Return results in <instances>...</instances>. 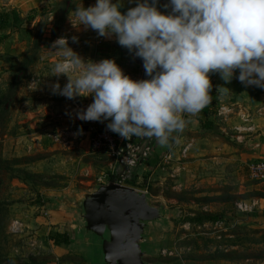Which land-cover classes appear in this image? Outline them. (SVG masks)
<instances>
[{
	"label": "rangeland",
	"instance_id": "obj_1",
	"mask_svg": "<svg viewBox=\"0 0 264 264\" xmlns=\"http://www.w3.org/2000/svg\"><path fill=\"white\" fill-rule=\"evenodd\" d=\"M54 1L55 6L35 8L0 28V264H94L92 241L81 234V217L65 199L75 202L115 180L114 160L92 152L79 131L91 121L78 119L77 112L92 97L51 92L50 85L68 82L67 76H52L60 59L49 50L52 43L67 37L83 58L87 39L69 20L70 11L82 5L79 0ZM225 152L173 173L161 165L139 181L137 174L132 180L138 168L132 171L125 185L146 192L163 214L147 231L146 262L264 264L263 211L256 212L264 202L253 212L238 208L264 198V182L250 179L253 160L227 162ZM72 228L73 242L56 245L54 237Z\"/></svg>",
	"mask_w": 264,
	"mask_h": 264
},
{
	"label": "clouds",
	"instance_id": "obj_2",
	"mask_svg": "<svg viewBox=\"0 0 264 264\" xmlns=\"http://www.w3.org/2000/svg\"><path fill=\"white\" fill-rule=\"evenodd\" d=\"M130 2L137 6L126 13L120 10L122 0L78 4L69 20L100 37L115 36L143 61L150 79H132L115 59L85 61L67 37L52 43L55 51L49 49L60 57L52 76L68 78L63 87L59 82L50 85L52 94L93 97L77 112L78 119L110 121L107 129L123 139L155 138L169 146L178 141L173 134L184 131L185 115L195 116L211 102L210 73L226 83L235 77L246 87L264 89V0H167V13L160 10V0ZM71 40L78 43L79 37Z\"/></svg>",
	"mask_w": 264,
	"mask_h": 264
},
{
	"label": "crops",
	"instance_id": "obj_3",
	"mask_svg": "<svg viewBox=\"0 0 264 264\" xmlns=\"http://www.w3.org/2000/svg\"><path fill=\"white\" fill-rule=\"evenodd\" d=\"M55 2L57 1L0 0V25H2L0 28L6 24L5 22L11 23V21L18 20V15L25 17L35 8L48 7L49 3L55 6ZM79 2L80 4L84 3L85 7H90L96 3V0H79ZM113 2H117V0H113ZM166 3L167 0H160L159 4L160 10L165 13L170 11L163 7ZM135 6L137 5L131 3L130 0H122L120 10L122 13H126L129 8ZM78 29L85 35L87 34V39L81 49L85 60L90 59L98 62L102 59H115L125 74L132 79H150L145 74L143 61L140 58H134L126 48L120 46L115 36L100 37L96 31L85 29L83 25ZM238 74L239 70H236V75ZM209 75L213 84L210 92L211 102L199 114L185 115L187 123L184 131L173 134L178 137V141L173 140L169 146H161L155 138H152V155L145 164L138 168L137 173H134L133 181H137L136 174L139 176V181L143 176L153 171L154 173L158 172L161 165H164V172L173 173L177 169L187 170L188 167H193L195 164L196 166L201 165L210 157L212 160H218L222 158L221 152H225V150H227L225 154H228L227 162L236 161L238 157L245 159V156V162L246 160L254 162V160L264 157V92L246 87L235 77L231 83H226L218 73ZM220 87H225L221 93L219 92ZM222 107L227 109V114L220 115L219 111ZM109 122L91 121L89 126L101 129ZM84 138L86 139V137ZM118 138L121 137L118 135ZM136 139L138 140V138ZM234 140H237L241 145L236 148L232 144ZM86 143L90 147L89 139H86ZM235 149L242 151V155H236ZM186 159L187 161H184ZM121 171L122 169H119V172ZM258 186L261 188L263 185ZM260 200L264 202V198L259 195L254 201L260 203ZM261 204L262 206L259 208L257 206L258 210H255H257L256 212L263 211L262 222L264 223V203Z\"/></svg>",
	"mask_w": 264,
	"mask_h": 264
},
{
	"label": "water",
	"instance_id": "obj_4",
	"mask_svg": "<svg viewBox=\"0 0 264 264\" xmlns=\"http://www.w3.org/2000/svg\"><path fill=\"white\" fill-rule=\"evenodd\" d=\"M65 204L81 217L80 232L92 241L94 264H149L147 231L163 214L150 204L146 192L123 185L119 175L114 182L79 195L75 202L66 198Z\"/></svg>",
	"mask_w": 264,
	"mask_h": 264
},
{
	"label": "built area",
	"instance_id": "obj_5",
	"mask_svg": "<svg viewBox=\"0 0 264 264\" xmlns=\"http://www.w3.org/2000/svg\"><path fill=\"white\" fill-rule=\"evenodd\" d=\"M248 88L264 92V89L255 86H248ZM219 112L220 115L228 113L225 107L220 108ZM107 124L101 129L88 126L82 131L81 135L89 139L92 152L106 154L114 160V168L111 170L112 175H114L115 180L120 175L123 185H125V182L131 179L132 171L150 159L153 152V140L148 138H138L137 140L135 137L130 141L123 138L119 139L116 133L107 129ZM119 169H122V171L119 172ZM248 171L251 180L264 182V160H256L249 164ZM257 206L259 204L253 201L250 204L240 203L238 208L244 212H252Z\"/></svg>",
	"mask_w": 264,
	"mask_h": 264
},
{
	"label": "trees",
	"instance_id": "obj_6",
	"mask_svg": "<svg viewBox=\"0 0 264 264\" xmlns=\"http://www.w3.org/2000/svg\"><path fill=\"white\" fill-rule=\"evenodd\" d=\"M53 240L55 241L56 245H69L73 242V235L72 232L66 230L58 233Z\"/></svg>",
	"mask_w": 264,
	"mask_h": 264
}]
</instances>
